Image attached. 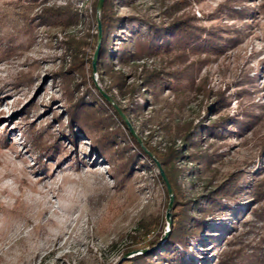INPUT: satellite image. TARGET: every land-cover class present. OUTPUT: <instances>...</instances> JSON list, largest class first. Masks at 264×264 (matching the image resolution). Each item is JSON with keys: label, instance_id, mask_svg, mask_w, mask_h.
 Masks as SVG:
<instances>
[{"label": "rangeland", "instance_id": "obj_1", "mask_svg": "<svg viewBox=\"0 0 264 264\" xmlns=\"http://www.w3.org/2000/svg\"><path fill=\"white\" fill-rule=\"evenodd\" d=\"M175 1L116 0L114 8L118 15L146 14L154 22L188 12L196 24L221 26V50L179 54L174 42L168 51L144 52L127 62L112 56L114 70L124 73L128 84L141 83L138 77L149 71L170 73L169 84L156 92L140 86L134 100L137 116L129 119L103 91L96 59L92 66L101 40L96 0H36L33 6L29 0H0V264H121L146 251L148 264H209L217 254L232 259L230 264H258L255 255H264V199L225 216L237 226L227 238L209 241L208 235L221 230L211 219L202 240L188 250L180 245L174 251L161 248L172 221L170 216L169 225L166 219L169 197L159 178L162 167L143 141L163 152L182 145L178 134L185 126L252 113L254 122L240 134L235 123L227 122L222 136H208L199 147H188L178 165L187 168L179 181L183 193L194 198L209 183L237 171L247 182L264 179V0ZM50 6L76 10V24L63 28L42 21L43 10ZM220 8L251 13L239 19ZM147 34L144 20L132 19L120 25L117 38L125 40L117 45L134 47ZM74 45L80 48L76 54L82 55L86 86L111 98L127 120L120 127L133 135L131 127L146 154L139 156L123 186L111 162L93 150L77 126L69 140L63 75L71 73ZM76 74L70 75L79 80ZM104 82H109L105 76ZM220 93L227 102L209 109ZM117 99L128 104V97ZM41 145H52L51 152L40 153ZM194 153L198 161L187 156ZM241 199H251L248 189ZM158 216L164 218L161 228L145 237L144 226Z\"/></svg>", "mask_w": 264, "mask_h": 264}, {"label": "trees", "instance_id": "obj_2", "mask_svg": "<svg viewBox=\"0 0 264 264\" xmlns=\"http://www.w3.org/2000/svg\"><path fill=\"white\" fill-rule=\"evenodd\" d=\"M31 1L33 6L36 0ZM97 1V0H96ZM116 0H103L102 8L99 13L101 23V40L96 55V68L99 72V80L103 91L108 94L115 103L119 105L121 112L130 119L134 114L137 116V107L139 104L134 103L135 96L137 95L141 85L150 89L152 92H156L162 86H167L170 74L169 71L153 70L144 74L141 79V83L133 81L128 84L126 75L121 71L114 70V65L111 62L112 56H117L121 61H129L140 57L145 54L144 52H158L160 50L168 51L175 42L176 48L179 54L186 52H194L200 54L202 52H209L221 50L220 44L224 40V36L221 34L222 30L220 25H213L211 27H204L201 24H196L192 16L188 12H182L180 14H174L169 16L167 21L154 22L146 14L142 16L133 15L130 17H124L118 15L115 10ZM163 1V0H160ZM178 2H186V0H176ZM223 6V5H221ZM96 9V3L94 5V12ZM219 12L228 14L229 17L246 19L251 10L246 11L241 9L224 10L219 9ZM218 12V14H220ZM221 13L220 16L223 15ZM137 16V17H136ZM144 20L148 34L147 39L144 41H138L134 47L130 44L117 45L118 31L120 25L129 22L132 19ZM41 20L48 24H57L63 28L69 25L76 24L78 20V12L70 7H56L50 6L43 10L40 16ZM129 18V19H128ZM250 24L249 22L246 23ZM224 32V31H223ZM169 35L172 36L169 39ZM226 38V37H225ZM223 39V40H222ZM220 48V49H219ZM80 50L79 47H71L72 62L69 64L71 73L69 76L63 75L64 83V102L65 111L68 115L67 128L69 131V140H73L75 132L74 126L78 127L80 133L87 136L90 141L93 150L102 154L112 164V170L115 173L117 182L123 186L124 182L130 178L134 165L139 161L141 154L146 155L142 147L138 144L136 138L129 132L126 133L120 127L119 124L124 125V121L121 116V112L115 110L116 108L104 97L103 93L96 91V93L86 86L85 70L82 55L78 56L76 52ZM182 51V52H181ZM219 52V51H218ZM199 61V59H198ZM201 61V60H200ZM76 74L80 77L77 80L70 74ZM104 76L109 79L108 83L104 82ZM137 78V79H138ZM136 79V80H137ZM62 83V84H63ZM93 84V83H92ZM85 87L82 92L80 90ZM118 95L123 98L128 97V104L121 105L117 99ZM89 96L90 99H86ZM227 102L223 93L218 95V98L209 106V109L217 110L222 104ZM134 104V105H132ZM108 108L111 112H108ZM209 112V110H208ZM252 113L245 116L243 119L232 120L233 117H220L215 122L203 124L197 123L195 125H188L183 128L178 134L179 139L183 142L181 146H170L163 152H158L148 141H143L147 148L156 155L157 161L160 163L164 175L171 188L173 200L171 205L170 216L172 218L171 225L168 233L164 238L161 248H167L172 251L177 250L176 245H180L183 249L188 250L192 242H199L202 240V232L210 228L211 219H216L217 224L221 230H217V235H208L210 240L213 241L216 237L227 238V234L233 235L237 229L236 224L230 222L225 218L228 213L234 211H240L243 204H249L252 201L264 199V179L257 178L252 179L250 182L244 180L243 172L237 171L230 173L223 181L208 186L202 189V192L194 198L187 197L182 190L181 183L179 181L180 175L187 169L185 166L180 165V161L183 160L186 155L184 151L188 147H199L200 142L208 136L220 137L226 130L228 123H235L240 134L244 130H247L254 122ZM232 120V121H231ZM143 126V125H142ZM65 126L61 128L62 135L65 134ZM142 131L140 127L138 132ZM32 143L37 145L38 143L33 138ZM52 145L39 146L40 153L49 154L51 152ZM264 147H262V152ZM49 156V155H48ZM187 156L190 160L198 161L197 153ZM203 161H207L204 158ZM159 178L164 185L166 196L168 199V191L166 185L159 174ZM248 189L251 194V199L246 202L241 199V196ZM194 214H191V212ZM164 222V218L154 217L151 222L144 226L143 234L147 237L149 234L157 229L161 228V224ZM164 230H161L163 233ZM224 235V236H223ZM228 241V239H226ZM230 241V240H229ZM158 242L157 239L149 241V245H154ZM149 246V247H150ZM141 249L145 247H140ZM255 255V254H254ZM149 252L135 254L132 257L122 261L121 264H148ZM258 260V264H264V255H255ZM190 260V257H189ZM232 259H229L231 262ZM221 254H217L216 262L208 261L209 264H230Z\"/></svg>", "mask_w": 264, "mask_h": 264}, {"label": "water", "instance_id": "obj_3", "mask_svg": "<svg viewBox=\"0 0 264 264\" xmlns=\"http://www.w3.org/2000/svg\"><path fill=\"white\" fill-rule=\"evenodd\" d=\"M102 4H103V0H97V3H96V15L97 16L96 17H97V30H98V32H97V40H98V42L100 40V30H101V24H100V21H99V18H98V14H99V12H100V10L102 8ZM97 50H98V44L96 45L95 51L93 53V58H92V66H93V68L95 66V59H96V55H97ZM103 95L118 110L117 106L113 103L111 98L109 96H107L106 94H104V93H103ZM121 116H122V119L127 123V120H126L125 116L122 113H121ZM128 127H129L130 132L134 135V132L131 129V127L129 125H128ZM160 175H161V177H162V179H163V181H164V183L166 185V188H167V191H168V194H169V201H168V205H167L166 219L169 221V225H170V213H169L168 210L171 208V204H172L171 188H170L169 183H168V181H167V179H166V177L164 175V172L161 169H160ZM142 251L145 252L146 250L143 249Z\"/></svg>", "mask_w": 264, "mask_h": 264}]
</instances>
